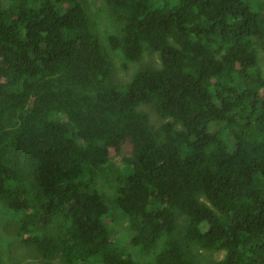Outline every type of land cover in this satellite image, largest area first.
Returning a JSON list of instances; mask_svg holds the SVG:
<instances>
[{
    "label": "trees",
    "instance_id": "obj_1",
    "mask_svg": "<svg viewBox=\"0 0 264 264\" xmlns=\"http://www.w3.org/2000/svg\"><path fill=\"white\" fill-rule=\"evenodd\" d=\"M259 49L264 0H0V264H264Z\"/></svg>",
    "mask_w": 264,
    "mask_h": 264
},
{
    "label": "clouds",
    "instance_id": "obj_2",
    "mask_svg": "<svg viewBox=\"0 0 264 264\" xmlns=\"http://www.w3.org/2000/svg\"><path fill=\"white\" fill-rule=\"evenodd\" d=\"M258 54H259V50H258ZM117 63H118V60H116V64ZM144 107H149L151 109L153 116L157 120V124L156 125H158L161 122V118H160V116L156 117V113L157 112L154 110V108L152 106H150V105H143L141 107V110H143ZM59 111H61L62 113L65 114V116H64L65 119L64 120H59V121L61 123H64V124H66L67 126L70 127V125H72V123H71V121L69 119L68 113L65 110V106H64L63 102L60 105V110ZM144 112H146V111H144ZM148 116H150V115L148 114ZM149 121H150V118H149ZM129 140L131 142V139L129 138V139H127V143H129ZM126 146H127V144L124 146V148ZM124 148H123V153H124ZM132 150H133V148H132ZM125 155L129 156L130 152L128 154H125ZM0 213H1V216H0V239H1V236H3V235H4V238H6V232L9 229L15 228V224L13 223V220L11 218V215H13V214L10 213L9 210H5V206H3L2 204H0ZM219 252H222V251H219ZM27 255L28 254L24 253L23 249H19L15 253H4L3 254L4 264H27ZM222 256H223V252H222ZM217 259H219V258H217Z\"/></svg>",
    "mask_w": 264,
    "mask_h": 264
},
{
    "label": "rangeland",
    "instance_id": "obj_3",
    "mask_svg": "<svg viewBox=\"0 0 264 264\" xmlns=\"http://www.w3.org/2000/svg\"><path fill=\"white\" fill-rule=\"evenodd\" d=\"M120 25H121L120 22L115 20V19H112V23L109 22V26H110L111 30L114 33L119 32ZM101 28L104 29L105 27L101 26ZM259 64L261 66V69L264 71V50H262V49H259ZM135 66L136 65H131L130 69H129V72L133 71ZM143 110L146 111L150 115L149 116L150 123L156 125L157 124V120L153 116L151 109L149 107H144ZM156 117H159V115L157 113H156ZM132 148H133V144L129 140V143H127V146L124 148V153L123 154H128L132 150ZM0 216H1V213H0ZM211 256L213 257L212 259L220 258L222 256V252L214 253ZM36 262H40V261L30 257L29 255H27V264H34Z\"/></svg>",
    "mask_w": 264,
    "mask_h": 264
}]
</instances>
